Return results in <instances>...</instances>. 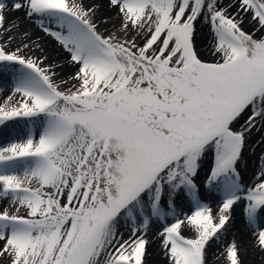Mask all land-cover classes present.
Instances as JSON below:
<instances>
[{
  "label": "snow or ice",
  "instance_id": "6c2138e0",
  "mask_svg": "<svg viewBox=\"0 0 264 264\" xmlns=\"http://www.w3.org/2000/svg\"><path fill=\"white\" fill-rule=\"evenodd\" d=\"M0 83V264L264 258V0H0Z\"/></svg>",
  "mask_w": 264,
  "mask_h": 264
},
{
  "label": "bare ground",
  "instance_id": "6f19581e",
  "mask_svg": "<svg viewBox=\"0 0 264 264\" xmlns=\"http://www.w3.org/2000/svg\"><path fill=\"white\" fill-rule=\"evenodd\" d=\"M15 15L22 17L23 13H16ZM21 27L22 28H29V29H31V31L35 35L43 37L42 43L44 44V46L46 48H48L49 50H52V48L54 46V42L51 40V38L44 36V34L40 31V29L35 27L30 21L22 19L21 20ZM65 58H66V55L62 53L58 57V61L62 62ZM0 87H5V85L0 83ZM239 223H240V220H239V218H237V220L235 222V229L237 231V238L240 239L243 244H245L246 246H249V254L246 256V261H249L250 264H261V261L264 258L261 257L260 253L254 252L250 248L248 231L246 229L242 228L239 225ZM150 239L155 240L154 237H150ZM148 252H149V255L147 256L148 257L147 260H149L151 264H165L164 257L162 255V253L160 252V249H159V242L158 241L152 242L148 245ZM210 264H217V262L214 259V255L210 258Z\"/></svg>",
  "mask_w": 264,
  "mask_h": 264
},
{
  "label": "rangeland",
  "instance_id": "374dc122",
  "mask_svg": "<svg viewBox=\"0 0 264 264\" xmlns=\"http://www.w3.org/2000/svg\"><path fill=\"white\" fill-rule=\"evenodd\" d=\"M197 47H198V49L204 50V55H207V51H206L207 48H208V40H207V38H204V37L199 38L198 41H197ZM239 225H240L242 228H244V226H243V224H242L241 221H240ZM244 229H245V228H244ZM246 230H247V229H246ZM232 231H233V232L236 234V236H237V231H236L235 227H234V229H233ZM213 253L218 254V250L215 249V248H213V249L210 250L209 260H210V258L213 256ZM146 259H148V257H147ZM148 261H149V260H147V264H151L150 261H149V262H148Z\"/></svg>",
  "mask_w": 264,
  "mask_h": 264
}]
</instances>
